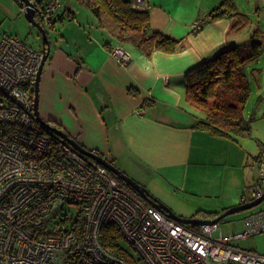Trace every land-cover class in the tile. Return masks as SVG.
Masks as SVG:
<instances>
[{"label":"crops","instance_id":"1","mask_svg":"<svg viewBox=\"0 0 264 264\" xmlns=\"http://www.w3.org/2000/svg\"><path fill=\"white\" fill-rule=\"evenodd\" d=\"M127 1L142 7L137 0ZM223 1L148 0L151 29L181 41V48L148 57L125 47L131 60L123 66L107 46L120 44L99 27L91 10L78 0H62L63 16L39 82L40 116L110 160L170 209L160 188L170 195L176 189L231 202L215 213L238 206L235 199L243 196L245 179L251 176L245 166L255 157V183L264 158L258 161L257 151L255 156L241 139L219 138L197 128L203 115L186 100L187 73L220 51L237 47L238 36L250 27L237 31V19L207 22ZM233 1L240 13H262L258 4L255 11L253 0ZM23 13L20 0H0V41L5 34L18 39L26 34ZM197 21L204 23L201 31L193 29ZM196 213L187 216L197 218Z\"/></svg>","mask_w":264,"mask_h":264},{"label":"built area","instance_id":"2","mask_svg":"<svg viewBox=\"0 0 264 264\" xmlns=\"http://www.w3.org/2000/svg\"><path fill=\"white\" fill-rule=\"evenodd\" d=\"M137 1L147 8L148 0ZM38 8L37 19L54 31L62 0ZM203 26L197 21L193 29ZM109 52L123 66L131 60L121 46ZM43 59V49L12 35L0 41V264H131L105 244L103 230L111 224L142 263L264 264V253L231 245L263 232L264 213L230 236L219 223L182 224L42 123L34 99ZM263 194L264 161L243 203Z\"/></svg>","mask_w":264,"mask_h":264},{"label":"trees","instance_id":"3","mask_svg":"<svg viewBox=\"0 0 264 264\" xmlns=\"http://www.w3.org/2000/svg\"><path fill=\"white\" fill-rule=\"evenodd\" d=\"M38 1L42 4L45 0ZM78 2L91 10L98 20L99 27L109 31L123 48L133 46L148 57L155 52L176 53L181 48V41L151 29L147 8L136 6L127 0ZM225 18L238 20L237 31H242L251 22L248 15L238 11L233 0H224L212 9L206 21L213 22ZM258 36L256 33L257 40L252 44L251 55L245 56L239 47H231L220 51L211 60L187 73L186 100L203 115L197 128L232 141L253 138V120L245 117V108L252 93L246 68L258 62L263 55V43L258 41ZM107 46L110 48L111 44L108 43ZM257 142L260 146L257 158L259 161L264 158V142ZM148 196L155 199L150 193ZM211 214L216 218L221 213ZM103 239L109 248L125 257L131 264L142 263L132 247V250L125 247L124 236L115 224L104 228Z\"/></svg>","mask_w":264,"mask_h":264},{"label":"rangeland","instance_id":"4","mask_svg":"<svg viewBox=\"0 0 264 264\" xmlns=\"http://www.w3.org/2000/svg\"><path fill=\"white\" fill-rule=\"evenodd\" d=\"M255 4V11L258 4L260 7L261 14L260 15H249L250 17V24L248 26L249 29L242 33V35L238 36L239 40V47L245 56H249L252 53V44L257 38L255 37L256 33L258 36V41H262V50L263 55L258 62L250 64L246 68V72L249 76V80L251 82L252 93L251 97L248 101V104L245 108V117L247 119H252V127H253V138L252 139H241V144L248 147L252 150L257 151L255 154H260V149L257 140L264 142V0H253L252 5ZM245 7L247 8L246 2ZM86 9V7H84ZM253 9V8H252ZM256 13V12H255ZM23 19L26 22V34L22 36L20 39L25 41L28 45L33 47L34 49H41L43 46V40L41 38V34L38 29H36L26 18L25 11L23 13ZM28 27V29H27ZM56 30V29H55ZM48 31L49 39L53 42L56 38V32ZM245 30V29H244ZM243 31V30H242ZM241 31V32H242ZM237 32V33H241ZM253 148H251V147ZM254 154V153H253ZM254 154V155H255ZM255 155V156H257ZM258 157V156H257ZM255 158V157H254ZM254 158L250 160V164L246 165L247 172H251V176L247 175L246 184L243 188V196L240 198H236L235 201H238V205L242 199L247 196L248 198L251 197V187L253 185V172L256 176L258 174V169L256 163L254 162ZM238 173L237 175H239ZM156 179L153 180V183L150 187H155ZM158 184V183H157ZM158 186H161L158 184ZM164 197L168 199L169 206H172L173 212L180 217L190 218L191 216H187L191 213H196L197 211V218L203 220H213L215 217L211 213L213 211H221L222 208L227 209L231 202L223 201L220 199L219 196H213V198H203L197 196L198 194H187L189 192L176 190H170L173 195H170L162 188H160ZM169 192V191H168ZM175 194V195H174ZM175 196V197H172ZM243 202V201H242ZM236 206V205H235ZM182 211V212H181ZM223 211V210H222ZM225 212V211H224ZM223 213V212H221ZM255 213H264V202H262L257 207L248 210L242 211L239 213L231 214L221 220L219 222L221 233L224 236H230L232 234L242 233L246 227L245 222L247 221L249 216H252ZM221 233L215 232V237H220ZM127 249H131V246L128 243H124ZM231 245L240 247L245 250L255 251L259 253H264V231L261 233L256 234L251 238L246 239H239L234 240L231 242ZM132 250V249H131ZM146 264V263H141Z\"/></svg>","mask_w":264,"mask_h":264},{"label":"water","instance_id":"5","mask_svg":"<svg viewBox=\"0 0 264 264\" xmlns=\"http://www.w3.org/2000/svg\"><path fill=\"white\" fill-rule=\"evenodd\" d=\"M24 6H26L25 10V15L28 21L36 28L39 30L41 34V38L43 40V52H44V59L42 61V65L39 70V74L37 77L36 81V89H35V113L38 117V119L49 126L51 124L50 122L44 120L39 113V82L41 78V74L43 71V67L46 63V61L49 58L50 52H51V41L49 39L48 32L46 29L43 27L41 24L40 20H37V13H39L40 9L38 8V5L41 3L39 1H34V0H20ZM53 128V127H52ZM58 134H60L66 141L71 143L75 148H77L79 151L82 153L86 154L87 156H90L91 158L95 159L98 161L100 164L104 165L106 168H108L116 177H118L120 180H122L124 183L132 187L134 190H136L139 194H141L144 198H146L151 204H153L155 207L160 209L161 211L167 213L171 218L177 220L178 222L185 224V225H190V226H197V225H202V224H208V225H213L219 223L221 220L226 218L227 216L235 213H239L242 211H248L251 210L258 205H260L262 202H264V194L257 198L256 200L249 201L243 204H240L238 206H235L231 209L226 210L219 216H217L213 220H203L200 218H184L180 217L177 214L173 212L172 209L167 207L165 204L160 202L159 200H155L153 198H150L148 196L149 191L147 190L146 187L142 186L140 183L135 181L134 179L130 178L128 175H126L123 171H121L118 167H116L110 160L106 159L105 157L96 154L95 152H92L90 150L85 149L82 147L76 140L73 138H70L67 133L64 131L54 127L53 128Z\"/></svg>","mask_w":264,"mask_h":264}]
</instances>
